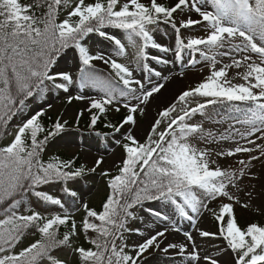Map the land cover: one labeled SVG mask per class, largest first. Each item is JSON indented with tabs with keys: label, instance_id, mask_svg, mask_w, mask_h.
<instances>
[{
	"label": "snow or ice",
	"instance_id": "obj_1",
	"mask_svg": "<svg viewBox=\"0 0 264 264\" xmlns=\"http://www.w3.org/2000/svg\"><path fill=\"white\" fill-rule=\"evenodd\" d=\"M35 9H42L41 14L37 15ZM185 11L195 12L201 19H192L190 15L185 18L182 15ZM177 13L181 14L179 21L175 18ZM203 22H206L205 35L186 39L182 36V29ZM160 23L170 24L174 29V47L155 39ZM109 29L125 33L127 45L137 49L136 67L149 73L148 84L137 79L135 69L129 65L100 50H91L88 38L97 34L111 43L115 56L126 54V43ZM225 48L226 51H218ZM149 49L171 52L177 61H183L185 50L199 53L211 59V73L158 113L143 142L131 132L125 136L121 166L115 174L102 173L108 178L109 188L102 208L97 210L84 203L85 215L79 225L61 198L38 190L43 185L60 182L65 185L64 192L76 198L78 193L67 187L68 182L96 172L104 163L102 156L95 160L93 167L76 166L75 157L42 159L49 140L65 132L68 121L58 117L46 128L41 122L45 111H36L17 126L9 143L0 145V264H43L44 261L65 264L53 252L71 248L72 238L81 230L84 233L90 230L96 236L89 239L93 247L72 248L80 264H143L150 250L167 254L170 249H179L183 255L189 245L190 264H200L201 259L205 264H221L211 255L201 257L190 232L183 233L187 243H168L161 248L169 232L167 226L147 236L137 229L142 242L133 245L132 252L126 251L127 222L136 218L134 208L145 201L161 202L173 214L193 223L202 210L210 212L218 222V233L198 229L200 237H222L232 253L231 264H264V224L252 222L242 228L234 214L233 203H239V197L230 189L239 190L244 168L229 171L216 166L207 147L191 142L198 134L204 143L212 137L211 132L205 133L201 123L193 122L197 114L207 116L208 109L217 104L250 102L246 118L235 121L246 126L245 129L241 131L230 125L232 133L219 137L231 140L235 146L218 152L217 156L244 153L248 154L249 161L264 158V143H257L264 141V0H176L172 5L158 0H42L37 4L0 0V128H6L26 108L29 98L46 93L49 85L68 92L73 84L81 89L90 86L101 93L90 100L89 127H94L101 114L121 100L127 109L123 124H135V114L138 111L144 114L142 106L164 88L163 83H151L150 77H160L161 73L150 68L148 61L170 62L162 56H149ZM67 50L75 53L78 66L75 79L70 72L58 68ZM233 53H239L241 58L216 68L217 54L231 56ZM96 62L110 66L114 78L101 77ZM242 65L247 70L238 72L237 76L244 83L233 84L228 78V69L233 66L239 69ZM197 96L204 98L203 102L190 106L189 98ZM75 98L84 99L83 96ZM71 99L70 96L69 102ZM178 103L182 105L179 112ZM115 110L120 111V107ZM82 115L83 111L77 115V122ZM122 126L107 125L115 132ZM257 150L259 156L252 155ZM239 163L249 166L243 160ZM30 195L59 210L51 215L33 210ZM217 201L218 210L211 208L210 202ZM148 211L162 223L170 221V216L162 211ZM62 226L67 230L61 236ZM32 229L39 238L14 251Z\"/></svg>",
	"mask_w": 264,
	"mask_h": 264
},
{
	"label": "rangeland",
	"instance_id": "obj_2",
	"mask_svg": "<svg viewBox=\"0 0 264 264\" xmlns=\"http://www.w3.org/2000/svg\"><path fill=\"white\" fill-rule=\"evenodd\" d=\"M121 2H123V0ZM144 2H147V0H144ZM158 2L172 5L176 0H158ZM182 15L185 18L190 15L192 19H201L195 12L188 13L185 11ZM175 18L179 21L181 19V14H175ZM205 26L206 22H203L199 25L192 26L190 29H182V36H184L185 39L190 36H203L205 35ZM108 31L118 36L122 42L126 43L127 37L125 33L117 29H109ZM154 36L158 43L174 47L175 33L170 24L160 23ZM87 42L93 52L100 50L106 55H112L118 62L127 64L135 69V77L143 80L145 84H148V79H146V77L149 76V73L136 67V48L129 47L126 43V54L123 56H115L111 43L104 38L99 37L97 34L90 35ZM226 50L227 48L218 51L223 52ZM148 52L149 56H162L170 61L168 64H158L154 60L148 61L150 68L161 73L160 77L152 75L150 77L151 83H163L164 88H162L159 93L154 94L146 105L142 106L145 109L144 114H140L139 111L135 114V124H122L123 126L120 131L111 135L107 139V144L103 143V137L101 135L88 131L83 132V130H77V128H74L73 126L77 120V115L81 113V111H83V115L92 113L89 111L90 100L92 98H98L101 95L96 88L86 86L81 89L78 84H73L69 87V91L65 92L49 85V90L45 94V100L34 104L30 108V112L27 114V117H29L36 111L46 110V114L53 115L55 118L60 117L62 121H68V129L52 138L46 146L47 149L55 148L63 150L68 155H75L80 152L81 162L87 167H93L97 158L101 156L104 158L103 165L98 168L96 172L90 174L86 178V182L79 181L78 183H71L70 186H67L76 192H80V204L87 203L88 205H95L100 203L104 198L107 192V183L105 181V176H103L102 173L105 171L111 173L121 165L122 158L125 155L122 148V144L125 142V136L131 132V134L136 136L138 140H145L147 132L150 130L151 124L157 118L158 113L165 107L176 102L177 97L183 91L193 88L196 84L202 82L208 75H210L212 70L211 59H206L199 53H190L185 50L183 61H177L174 59V54L171 52L162 53L157 49H149ZM251 55L254 60L259 62V59L255 54ZM240 58L241 55L239 53H233L231 56L217 54L216 68L219 69L225 64H231L232 59ZM96 63L97 68L99 69L98 74L104 78L110 77L107 73L101 70V68H107L108 66L104 65L102 62ZM58 68L70 72L73 75V78H76L78 66L73 50L66 51L62 56V59L58 62ZM246 70V65H242L239 69L233 66L228 69V78L233 84L244 83L242 77L237 76V73H242ZM165 77H167V79H164ZM169 91L173 92L168 95ZM70 96L72 97L71 102H69ZM77 96H83L84 99H76L75 97ZM203 100L204 98L197 96L189 98L188 103L190 106L194 107L196 103L203 102ZM123 103L124 101L121 100L118 104L109 106L107 111H109L112 119H116L121 114L127 115V109L123 107ZM133 103H135V101H133ZM49 105H51L50 108L48 107ZM250 106V102L222 103L217 104L214 108L210 107L207 116L197 114L193 118V122L201 123L205 133L211 132L212 137L209 138L208 143H204L198 134L196 138L191 140V142L198 147H207L211 153V158L216 161V166H220L229 171H238L240 168H244L245 175L239 182V190H230L239 197V203L248 204L249 208L264 221V158L249 161L248 154L244 153L236 154L232 157L217 156L218 152L227 151L229 148L235 146L231 140H220L219 137L221 135L229 136L232 133L230 125H234L236 128L243 131L246 126L236 124L235 121L237 119H245L248 115ZM116 107H120V111H116ZM181 107V104L177 107L178 112ZM12 138V135L9 136V141H11ZM253 139H255V137H253ZM241 143L244 142L241 141ZM257 143H264V141H257ZM247 146L254 147L253 145ZM252 155L259 156V151L257 150L253 152ZM241 160L245 161V164L249 166L245 167L244 165H241L239 163ZM56 185L58 186H44L43 189L49 191L48 193L51 192L63 196L62 198L66 197L64 195L67 193L63 190L65 185ZM29 202L33 210L41 211L40 209H42L43 204L40 200L34 196H30ZM217 202H210V207L214 209ZM149 209L164 212L170 216V221L162 223L148 211ZM49 211V209L42 210L44 213ZM135 213L136 218L132 219L131 226L139 229L145 236L154 234L156 230L165 226L169 228V232L166 234V239L161 245V248L166 247L168 243H187L186 237L183 233L190 232L194 237L197 250L200 252L201 257L204 255H211L218 258L221 261V264H231L232 253L226 248L225 243L219 235L215 237L199 236L198 229L218 233L210 212L202 210L201 214L195 218V223H193L173 214L170 207H166L161 202L155 201L145 203L143 206L137 208L134 214ZM176 229H178V231ZM142 239L143 237H141L136 230H133L128 236V248H126V251L132 252L133 245L142 242ZM31 242H33L31 239L21 241L14 251L18 252L23 247L28 246ZM191 251L192 249L189 245L188 252ZM188 252L181 255L179 254V249H170L167 254L163 251L150 250V252L146 254L143 264H190V261L187 258ZM76 256L77 255L74 254L72 250H67L64 253L63 258H65L69 264H74L75 262L73 260ZM191 264H195V262H191ZM200 264H205L203 259H201Z\"/></svg>",
	"mask_w": 264,
	"mask_h": 264
},
{
	"label": "trees",
	"instance_id": "obj_3",
	"mask_svg": "<svg viewBox=\"0 0 264 264\" xmlns=\"http://www.w3.org/2000/svg\"><path fill=\"white\" fill-rule=\"evenodd\" d=\"M20 2L25 3V4H27V3L37 4V3H42V0H20ZM41 11H42V9H35V12L37 15H40ZM60 18L61 19L63 18V13H62ZM109 74H111L114 77V73H112L111 68L109 70ZM44 97H45V93L40 95V96L29 98L26 108L21 113H19L17 116H15L9 122V124L7 125L6 128H0V132H3V135H0V145H5V144L9 143V141H6L7 137L10 136V134L12 133L13 130L17 129V126L19 125V121L21 120L22 116L27 113L29 106L32 103H35L37 101L44 99ZM91 114L92 113L87 114L86 116H80L79 121L78 122L76 121V123H75L76 128H79V129H82L85 131H89V132L98 133L100 135H103L104 137L110 136V135H112V133L115 132L112 128L107 127L108 124L118 126L122 122V119H123V115H119L116 119H112L110 117L109 111H106V113L101 114L100 119H98L97 124L94 127H89L90 122H91ZM56 119L57 118H55L53 115H45L44 117L41 118V122L45 125L46 128H48L51 126V124ZM66 128H67V125H66ZM52 156H59L61 159H64V160L72 159L73 157H75L76 158V166H79L80 164H82L81 163V157L79 154L68 155L61 150H56L54 148L51 150H47V148L45 147V151L42 154V159L47 161ZM117 170L113 174H115L117 172ZM86 177H87V174H85L81 178H78L75 181H70V182H68L67 186H70L71 183H78L79 181L86 180ZM59 183L60 182L51 183L48 185H43L41 187L56 186V184H59ZM61 184H63V183H61ZM108 193H109V188H108V192L105 195V197L103 198L102 202L99 203L98 205H92L90 207L97 209V210H100L102 208L103 202L106 200ZM54 196H56V195H54ZM64 202H65V205L68 208L69 212L73 215V217L76 219V221L79 225L81 223L84 215H85V212H84L83 207L80 208V206H79L80 202L78 200V196L76 198H73L67 194L66 200ZM225 202H227L226 199H225ZM42 204H43V206H42V209H40L41 210L40 212L43 213L44 215H51V214H54L56 211L59 210L57 206H53L50 204H44L43 202H42ZM242 205H244V204L243 203H233V209H234L235 217L237 219L238 224L242 228L246 227L249 223H252V222H258L260 224H263L262 219L257 214H255L249 207H243ZM43 209H49L50 211L47 213H44V212H42ZM216 210H218V206L216 207ZM23 211H24V209L21 208V212H23ZM215 223L218 226V222L215 221ZM126 228L128 229V231L124 232V243H126V237L128 235V232L130 231V228L128 226V222H127ZM66 230L67 229H65L63 226L61 227V229H60L61 236H62L63 232ZM95 236H96V234L91 232L90 230L88 233H84L83 230H81V231H79L77 236L72 238V241H71L72 247L71 248L70 247L58 248V249L54 250L53 255L55 257L61 259V256L58 255V254H60V251H62L61 253H63L64 250L72 249L76 246H83L85 248L93 247L89 243V239L95 238ZM38 238H39L38 233H35V230L32 229V230H29L25 234V236L23 237V239L21 241L27 240V239H31L32 241H35ZM74 262H75V264H80L78 256L75 257ZM43 264H45V261L43 262ZM65 264H69V263L67 261H65Z\"/></svg>",
	"mask_w": 264,
	"mask_h": 264
},
{
	"label": "bare ground",
	"instance_id": "obj_4",
	"mask_svg": "<svg viewBox=\"0 0 264 264\" xmlns=\"http://www.w3.org/2000/svg\"><path fill=\"white\" fill-rule=\"evenodd\" d=\"M173 92V91H172ZM172 92L169 91L168 95L171 94ZM167 96V95H166Z\"/></svg>",
	"mask_w": 264,
	"mask_h": 264
}]
</instances>
